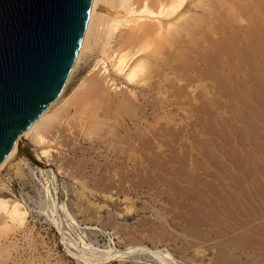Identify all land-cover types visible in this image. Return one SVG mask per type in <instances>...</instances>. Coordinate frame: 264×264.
Masks as SVG:
<instances>
[{"label": "rangeland", "instance_id": "374dc122", "mask_svg": "<svg viewBox=\"0 0 264 264\" xmlns=\"http://www.w3.org/2000/svg\"><path fill=\"white\" fill-rule=\"evenodd\" d=\"M216 1L202 0L206 7L201 3L200 10L192 0V17L183 12L190 19L184 15L187 27L176 34L172 68L151 71L140 87L122 78L113 81L115 87L106 84L105 76L118 77L111 64L107 60L103 72V64L95 61L101 58L98 51L84 54L63 87L60 119L45 133L44 144H31L35 154L50 148L48 157H41L48 175H31L29 168L35 171L39 158L26 154L13 157L0 172V195L23 199L29 208L26 229L0 238V264H96L79 253L94 239L110 245L107 233H112L111 245L122 251L145 244L167 247L188 263L264 264V0ZM89 75L102 87L91 99L100 108L88 105L83 112L79 99L89 93ZM168 77L173 88L167 86ZM121 90L138 97L118 108L113 98L122 96ZM153 90L157 93L151 95ZM152 106L158 107L155 114ZM94 112L102 113L99 119L106 125L84 127L83 119L91 121ZM107 126L123 141H111L110 153L126 159L129 175H118V165L102 175L111 156L90 160L92 142L104 140ZM55 219L75 243L64 242ZM194 237L201 242L193 249L188 243ZM69 244L78 257L67 252ZM230 254L229 261L221 259ZM132 257L123 264H155L151 257L140 255L137 262ZM112 264L122 263L114 258Z\"/></svg>", "mask_w": 264, "mask_h": 264}, {"label": "bare ground", "instance_id": "6f19581e", "mask_svg": "<svg viewBox=\"0 0 264 264\" xmlns=\"http://www.w3.org/2000/svg\"><path fill=\"white\" fill-rule=\"evenodd\" d=\"M201 1L198 0V2H199V5H198L197 0H196V6H197V8L199 7L200 10L203 8V5L205 6V4H203V3L206 2L205 1L202 3ZM217 1H219V0H217ZM191 2H192V0L191 1L190 0H91L90 6H89V11H88V16H87V21L85 24V28H84L82 37L80 39L77 51L75 53L74 59L72 61L70 69L68 71V74L64 80V84H63L62 88L60 89L56 98L52 102H50L49 105L38 116V118L23 131V133L19 136V138L12 145V148L10 149V151L3 157L2 161L0 162V172L5 169L7 163L13 157H19V155L26 154L27 157L31 160L35 159V155L40 160V161L38 160V162L40 163V166L36 165L35 171H33V168H29L31 175H36L37 171L41 175H44V174L48 175V171L44 167H42V166H45V163L42 162L41 157L47 158L49 155V149L50 148L48 149V148H44V147L39 146V147H41V149H39V150H41L40 154H37V153L35 154V153H33V151H34L33 150V147H34L33 144L34 145L44 144L46 141L45 133H48L49 129L52 130L53 123L54 122L57 123L58 119H60V114L62 113L61 108L63 105L61 103H59V101L63 96V92H64L63 87H64V85H66L67 81L69 80L70 75L76 70L78 65L81 63V60H82L83 56H85L84 54L87 51L88 52L94 51V53H95V51H98L101 54V58L99 60H95V61H98L97 63L100 62L101 64H103L102 65L103 72H105L107 70V67H106L107 65H105L106 61L108 60L109 64H111L110 67H112L114 73H116L118 75V77H116V76L112 77L111 76L110 78H108L109 75H107V76H105L106 78L104 77V80H105L106 84L107 83L109 84V82L111 81L112 82L111 85H113V86L115 85L113 81H116L118 78V82H119V79L122 78L125 80L126 83H128L129 85H132L134 88L135 87L137 88V87H140L141 83H143V85H144V83L147 80V77L150 75L149 73L151 71H154L155 73L160 74L163 71L162 68H164V67L165 68L168 67L170 70V68H172V63H173L172 61L174 59V54H175L174 51L176 50L177 45H179V44H177L178 37L176 36V34L177 33L181 34L180 32H182L187 27L186 24H188V23L187 22L185 23V19L189 20L190 18L184 13L188 14L189 11L193 10V8L191 7ZM201 3L203 5H201ZM194 4L192 6H195ZM103 5H106L108 7V9H105V7H102ZM200 5L202 8L200 7ZM215 5H216V3H215ZM217 5H216V7H217ZM196 6L194 8H196ZM221 9H223V8H221ZM221 9L216 10L217 11L216 13L219 12V17L220 16L222 17V15H221L222 13L220 14ZM204 10H206V9H204ZM202 12H204V11H202ZM191 13H193V12H189L190 17H192ZM216 13H215V15H216ZM184 15H185V19H184ZM199 15H200V13H199ZM216 17H217V15H216ZM191 23H192V21H191ZM209 25L212 26V24H210V23H209ZM201 26H203L202 23H201ZM213 26H214V24H213ZM188 29H189V27H188ZM195 30H197V29H195ZM195 30H193V31H195ZM186 38H183V39L187 40ZM162 50H164V51L166 50V57H164V58L161 57V54L163 55ZM99 57H100V55H99ZM189 57H190V55H189ZM101 64H100V66H101ZM91 68H92L91 71L93 72V69L95 67L94 68L91 67ZM153 76H154V74H153ZM156 77H159V76H156ZM89 78H91L90 75H89ZM86 82H88L87 84H89V89H88L89 93L87 92V95L85 94V96L83 98L79 99L80 100L79 105L82 107L81 110H84L83 112L86 111L85 109H86V106H88V105H92L93 107L94 106L98 107L95 105V103H93L91 101V99L95 98L94 96H92V94H99L101 92V91L100 92L98 91L99 87H101L99 85L100 82L98 83L93 78L87 80ZM105 82H104V84H105ZM167 82H168L167 86L170 88H173L172 79L168 77ZM124 90H125V88H124ZM138 90H140V92L143 91L142 88H140ZM135 91H136V89H135ZM156 91L153 90V92L152 93L150 92V94L154 95L157 93ZM160 91L158 90V93ZM121 92L123 93L122 90H121ZM125 93H127V92L124 91V93L121 94L122 96L113 98L115 106L118 105L117 106L118 108H120L124 104H128L130 101L133 100V98L137 99V97H138L136 94L137 92H132L133 98L131 97V94L129 96L128 94L125 95ZM130 93H131V90H130ZM72 94H73V92H72ZM116 94H117V92H116ZM119 94H117V96ZM70 95H71V93H70ZM82 95H84V94H82ZM58 103L60 104L59 106H57ZM130 103H132V102H130ZM98 108H100V107H98ZM98 108L96 110H99ZM75 109H76V107H75ZM75 109H74V112H75ZM151 109H152L151 111L155 114L158 107L152 106ZM111 110H112V108H111ZM79 111H80V107H79ZM89 111L92 112L93 109H91ZM94 111H95V109H94ZM63 112H64V110H63ZM72 113H73V111H72ZM101 114L102 113H100V112H96L95 114L91 113L92 120L88 121L89 117H87V118L83 119L82 125L84 127H86L88 124H90L91 128H94V129L101 128L102 126L106 125V123H107V122L99 119V116ZM79 122H81V121H79ZM130 124L131 123L127 122L126 125H124V124L123 125L125 127H127V126H130ZM110 125L111 124L109 123V126ZM99 126H101V127H99ZM109 126H107L106 130L103 132L104 140L103 141L101 140V143L105 142V145H104V143L101 144L99 142H96L95 139H94L95 142H92L91 150H89L90 160H93L94 157H99L101 154H104V156H111L112 157V159H110L111 163H108V165L105 166L104 169L106 170V173L102 174V175H109L111 172H115L114 168H113L114 165H118V169L116 168V173L118 175H129L130 170L126 166V159H124V157L122 158L121 156L120 157L112 156L110 153L111 149H110L109 144H111V141L117 140L116 142H118L121 139H115L116 134L110 133L111 131L109 129L111 126L110 127ZM118 126L119 127H117V129L121 127L123 130L124 126H121L120 124H118ZM81 128H82V126H81ZM53 129H54V127H53ZM65 129H66V127H65ZM124 130L126 131V128H124ZM114 131H115V129H114ZM114 131L112 130V132H114ZM108 133H110V134H108ZM95 135H96V133H95ZM103 135H102V137H103ZM135 140H138V139L136 138ZM119 142H123V141H119ZM138 142H136V143H138ZM31 144L33 147L31 146ZM31 152H32V154H34V157L31 155ZM139 159H140V156L137 159V163L140 162ZM26 165H27V163H26ZM137 168H138V166H137ZM94 169H98V168L95 167ZM15 170H17V175H19L18 173H21L23 175L22 171L19 172L18 168H16ZM49 170H52V169H49ZM51 172H53V171H51ZM4 187L8 191L10 190L6 186H4ZM43 188H44L43 190L46 189V187H43ZM45 194L47 196L49 193H45ZM77 194H78V192H77ZM79 195H81V197H82L85 194L83 195V193H82ZM20 197H21V195H20ZM48 197H46V198H48ZM84 197L86 198V196H84ZM109 197H110V195L108 196V198ZM40 203L42 204V201ZM26 205L24 204L23 199L18 200V198H8V197H3L0 195V238H7L8 235H10L11 233L14 234L19 229L20 230L26 229L24 227L26 226L25 224L27 221L28 213H29V211H28L29 208H27L28 206H26ZM62 206H64V205H61V207ZM43 207H44V205L42 206V208ZM42 211L44 212L45 210H42ZM71 218L72 217H70V219ZM52 221H53V224L59 230V233H61L63 238H65L64 242H66V240H67V242L69 241V243H71L73 240H71V236L69 234L70 232L67 230L65 232V228L63 231V227L61 226L62 222H59L61 220L55 219ZM73 223H74V220H73ZM28 232H30V231H28ZM67 232H69V233H67ZM105 232L102 234H105ZM83 234H81V235L83 236ZM107 234L110 235L108 242H111V244H113V241L111 240L112 233H107ZM109 235H107V236H109ZM28 237L29 236L27 233V238ZM78 238H80V237H78ZM29 240H30V238H29ZM80 240L84 241L81 238H80ZM16 242H18V240H16ZM72 243H75V242H72ZM89 244L90 245L88 247V243H86V245L88 247V248L86 247L88 249V253H85L86 248L84 247L85 248V250H83L84 253L81 252V255L79 253V256L83 257L84 260L87 262L88 261L94 262L96 264H99V263L100 264H112V260L114 258L118 259V261L123 264V263H125L126 260L129 259V257L136 256L134 259L132 257V260L135 261L139 258L138 256H140V255H144V256L153 258L155 261V264H194V262L188 263V261H184V262L181 261L167 247H156V246L155 247H148L145 244H137L135 246H132V245L127 246L125 248V250L122 251V250L116 249L111 244L110 245L109 244L108 245L107 244L101 245V244H99L98 239H94V240L90 241ZM69 245H71V246L67 247V248H69L67 252L73 253L72 255L78 257L76 254L78 252L74 253L75 250H72V248L74 249V245L73 244H69ZM69 245H67V246H69ZM9 246L10 245H8L6 243V245H5V248H7V250H5L6 255L8 254L7 252L10 250ZM13 246H14V244H13ZM2 248L4 250L3 246L1 247V250H2ZM78 249L79 248H77V250ZM80 250H82V249H80ZM0 253H2V252H0ZM198 253H200V252L197 251V254ZM7 257H8V255H7ZM10 258H12V256L10 257V255H9V259ZM5 260L7 261L8 258L4 259V262H5ZM11 261H9V262H11ZM135 262H137V261H135ZM197 264H204V263L200 262Z\"/></svg>", "mask_w": 264, "mask_h": 264}, {"label": "water", "instance_id": "95a60500", "mask_svg": "<svg viewBox=\"0 0 264 264\" xmlns=\"http://www.w3.org/2000/svg\"><path fill=\"white\" fill-rule=\"evenodd\" d=\"M91 0H0V162L58 95Z\"/></svg>", "mask_w": 264, "mask_h": 264}, {"label": "crops", "instance_id": "0c3cea01", "mask_svg": "<svg viewBox=\"0 0 264 264\" xmlns=\"http://www.w3.org/2000/svg\"><path fill=\"white\" fill-rule=\"evenodd\" d=\"M183 236V235H182ZM201 241H200V239H199V237H194V239L192 240V244L191 243H188V244H190V245H192L193 246V249L194 248H196L197 247V245H198V243H200ZM189 245V246H190ZM199 252V251H198ZM199 254V253H198ZM196 255H197V252H196ZM233 255V254H232ZM198 256V255H197ZM230 258H231V254L229 255V257L228 256H225V257H222L221 259H223V260H230ZM222 264H230V262H226V263H222Z\"/></svg>", "mask_w": 264, "mask_h": 264}]
</instances>
